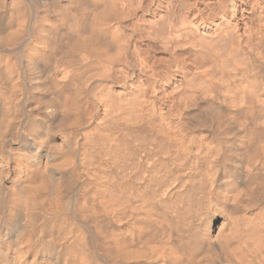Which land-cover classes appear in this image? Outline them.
I'll return each mask as SVG.
<instances>
[{"label":"bare ground","instance_id":"obj_1","mask_svg":"<svg viewBox=\"0 0 264 264\" xmlns=\"http://www.w3.org/2000/svg\"><path fill=\"white\" fill-rule=\"evenodd\" d=\"M263 1L0 0V264H264Z\"/></svg>","mask_w":264,"mask_h":264},{"label":"rangeland","instance_id":"obj_2","mask_svg":"<svg viewBox=\"0 0 264 264\" xmlns=\"http://www.w3.org/2000/svg\"><path fill=\"white\" fill-rule=\"evenodd\" d=\"M122 3V4H121ZM136 3V0H121V2H120V4H121V6H120V10L122 11V13L121 14H123V12H125V10L129 7V6H131V4H135ZM262 5H264V1H263V3H262ZM249 10H251L250 8H249ZM120 14V16L119 17H121L122 18V15ZM250 14H252L253 15V17H254V14L252 13V11H245V12H241L240 14H239V18H247L248 16H251ZM257 15V14H256ZM121 18H119L120 20H121Z\"/></svg>","mask_w":264,"mask_h":264}]
</instances>
